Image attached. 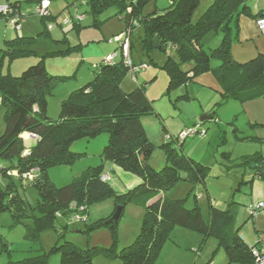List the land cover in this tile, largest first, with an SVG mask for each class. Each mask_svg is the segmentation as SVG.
Masks as SVG:
<instances>
[{
	"label": "trees",
	"instance_id": "obj_1",
	"mask_svg": "<svg viewBox=\"0 0 264 264\" xmlns=\"http://www.w3.org/2000/svg\"><path fill=\"white\" fill-rule=\"evenodd\" d=\"M8 1L21 13L17 1ZM149 1L76 0V5L86 3L95 17L94 22L105 8L116 6L117 14L126 22L123 33L126 35L130 32L131 57L133 34L140 27L143 29L141 46L145 54L152 56L155 48L165 52L173 48L175 54L161 65L170 75L171 86L188 84L200 74L212 71L223 89L215 108L231 98L246 102L264 97V53L246 62L236 60L232 53V45L238 39L240 16L251 12L248 0H213L197 20H194L195 12L201 0H171L163 9L144 13ZM51 4L52 0L48 13L40 14L44 20L54 18L50 11ZM262 13L263 10L253 16L256 18ZM0 17L6 18L5 15ZM67 20L60 25L64 27L71 21L75 26H81L82 19L76 15H71ZM53 27L50 24L47 29ZM210 32L221 33L223 38L217 47L207 49L204 40ZM112 41L117 44L115 50L94 67L92 81L74 90L62 101L58 120H52L48 115L47 103L57 76L47 70L44 60L30 65L20 76L4 73L0 69V96L6 107L5 130L0 134V176L11 178L6 187L0 183V215L9 210L15 221L20 222L35 213L12 179L16 171L21 181L31 180L39 190L37 208L41 214L34 215L33 225H27V235L31 239L40 237L42 229L52 227L60 237L65 236L68 221L76 218L85 220L89 205L109 196H115L117 208L122 207L120 216L129 202L145 208L140 232L132 243L121 249L116 248L120 216L111 221L113 213L109 220H100L97 226L106 224L113 229L114 245L81 247L65 240L53 247V251L60 252L61 264H95V256L100 253L119 259L120 264H155L160 250L176 226L201 233L203 241L211 235L215 236L219 247L225 250L229 264H257L254 250L264 246L260 242L249 244L240 233L243 225L238 223L239 201L232 199L223 209L211 204L210 217L206 220L198 202L202 191L194 193L193 207L187 206L185 198H171L167 194L182 178L183 171L187 172V179L195 187L201 182L205 184L207 166L184 151L187 138L180 139L179 135L172 138L177 144L166 142L162 145L166 157L164 167L155 169L152 166L150 158L155 144L147 135L142 117L154 113L155 108L146 94V85H139L129 93L121 88L122 79L129 72L121 45L124 40L113 37ZM10 54L15 57L21 55L22 51L12 49ZM111 55L112 59L109 58ZM213 58L219 60L216 66L212 63ZM132 60L135 64L145 63H137L133 57ZM184 62L191 63V66L182 68ZM104 132L109 135V140L102 156L139 176L141 181L137 185L123 191L115 190L109 180L102 178L101 166H91L63 186L51 182L50 167L73 164L83 155L71 149L72 141L89 139ZM24 133L39 136L30 144L27 154H24ZM231 160L235 166L253 170L252 178L245 179L244 175L242 182L252 184L256 176L264 178V154L261 151ZM60 218L65 222L59 228L56 223ZM92 228L87 227L86 230ZM0 239L4 248L8 249V243L1 235ZM49 256L50 253L45 252L20 260H9L5 264H49Z\"/></svg>",
	"mask_w": 264,
	"mask_h": 264
},
{
	"label": "rangeland",
	"instance_id": "obj_2",
	"mask_svg": "<svg viewBox=\"0 0 264 264\" xmlns=\"http://www.w3.org/2000/svg\"><path fill=\"white\" fill-rule=\"evenodd\" d=\"M10 1L19 3L24 17L21 28L11 24L8 19L0 17V69L4 73L20 76L27 67L44 60L47 70L57 76L56 85L48 95L47 103L48 115L52 120H58L61 117L62 101L74 90L94 79V67L115 50L117 44L112 38L126 30V22L117 14L116 6L105 8L97 15V21L94 22L95 17L86 3L76 5V0H52L50 11L54 18L44 20L36 12L39 0ZM248 1L251 3L252 11L249 14H242L240 18L243 16L254 18L252 13L258 7L264 6V0ZM7 2L8 0H1L2 4ZM170 2L171 0H150L144 7V13L163 9ZM212 2L213 0H201L194 20H197ZM77 14H84L80 20V27L75 26L71 21L64 24V27L60 25L71 15ZM50 24L54 27L49 30L47 26ZM142 34V27L133 34L132 57L137 63L145 62L147 66L141 68L137 75L127 72L122 79L121 88L129 93L139 85H146V94L153 102L155 112L142 117L147 135L155 144L150 163L155 169L163 168L166 157L162 145L166 142L177 144L172 139L173 136L179 135L186 128L203 123L206 129L204 134L189 136L184 143V151L207 166L206 183L201 182L195 187L187 179V172L183 171L182 178L167 194L171 198H185L187 206L193 207L194 193L202 191L203 198L200 197L198 202L206 220L210 217L211 204L223 209L230 200L235 199L241 203L238 223L246 224L252 219L248 218L251 214L248 207L252 200L253 185L242 182L241 179L244 175L245 179H251L253 170L235 166L231 159L244 153L251 154L257 147L264 149V137H261L264 135V124L250 121L247 118L248 113L242 107L243 103L238 99H228L215 108L216 101L220 100L219 91L201 84L198 80L171 86L170 75L161 65L170 55L175 54L174 49L169 48L165 52L155 48L152 50V56H149L143 52L141 46ZM222 38L221 33L210 32L205 37V47L207 49L217 47ZM129 48H131V38ZM12 49L21 50L22 54L12 57L10 54ZM212 63L216 66L219 60L213 58ZM190 66L189 62L182 63V68L188 69ZM205 74L217 78L212 71L201 75ZM209 103L214 105L212 111H216V116L201 121L206 115L201 114L202 111L210 109ZM5 113L6 107L0 96V134L5 130ZM108 140L109 135L104 132L89 139L80 138L72 141L71 149L83 155L73 164L64 163L50 167L51 182L56 186H63L81 176L91 166H101L102 174L110 175L109 182L113 184L114 189L125 190V179L113 172L114 164L102 156ZM10 179L8 176H0L1 185L6 187ZM12 179L16 182L20 193L30 202L35 213L20 222L15 221L9 210L1 213L0 235L8 243V249L4 248L0 239V264L45 252L50 253L49 264H61L60 252L53 251V247L65 240L81 247L114 245L113 229L106 224L97 226V223L100 220H109L115 213L117 210L115 196L92 202L85 220L76 218L68 221L65 236L60 237L59 232L52 227L42 229L40 237L31 239L27 235V225H33L34 215L41 214L37 208L39 190L31 180L21 181L16 173ZM144 215L145 208L142 205L133 202L125 205L118 221V241L115 243L117 249L135 240L140 232ZM64 222L65 220L60 218L56 223L57 227L60 228ZM87 227L94 228L86 230ZM94 262L120 264L119 259L111 258L104 253L97 254ZM155 264H229V262L225 250L219 247L215 236L211 235L203 241L201 233L177 226L164 243Z\"/></svg>",
	"mask_w": 264,
	"mask_h": 264
},
{
	"label": "crops",
	"instance_id": "obj_3",
	"mask_svg": "<svg viewBox=\"0 0 264 264\" xmlns=\"http://www.w3.org/2000/svg\"><path fill=\"white\" fill-rule=\"evenodd\" d=\"M248 4L251 7L250 1H248ZM263 9H264V6L263 7L260 6L252 14L255 15L256 13L262 11ZM251 11H252V8H251ZM239 27H240L239 31L241 30V32L238 33V39L235 40L232 45V53L235 59L240 62H246L256 57L258 54L264 53V36L262 35L264 34V32H262L258 28L255 17L254 18L251 17V19L245 16L241 17L239 19ZM197 80L200 81V83L205 86H208L210 88L211 87L215 88L217 91H219L221 95V92L223 89L217 78L214 79L208 74H205V75L200 74L192 81H197ZM242 103H243L242 107L245 108L246 112L248 113L247 118L250 121L257 123V124L258 123L264 124V97L248 100ZM213 107L214 105H210L209 103V107H208L210 108L208 109L209 111L204 109L201 114H210L213 110ZM261 137L263 138L264 135H262ZM24 140L26 144L28 145L34 141L29 136L28 133H24ZM255 151H261L264 154V149H259L257 147L256 150H254V152ZM244 154H249V153H244ZM117 167H120V168H117ZM112 170L116 174H120L122 178L125 179L124 189L133 187L141 181V178L139 176H137L136 174L132 172L125 170L124 168L116 164L112 166ZM103 175H109V174L104 173ZM109 176H108V180L110 179ZM252 185H253V195H252L251 204L248 207V210L251 213L250 215H252L251 217L252 219H250L249 222H247L241 227L240 233L242 234V236L245 238V240L249 244L253 245L257 242H260L264 246V210H261V209H256L255 211L252 210V207L253 206L255 207V205L259 201H264V178L260 176H256L255 179L253 180Z\"/></svg>",
	"mask_w": 264,
	"mask_h": 264
},
{
	"label": "built area",
	"instance_id": "obj_4",
	"mask_svg": "<svg viewBox=\"0 0 264 264\" xmlns=\"http://www.w3.org/2000/svg\"><path fill=\"white\" fill-rule=\"evenodd\" d=\"M50 5V0H42L40 5L38 6L36 12L38 14H46L48 13V7ZM0 15H5L6 18H8L9 22L11 24H13L14 26H16L17 28H21V23L23 21V14L20 13L18 7H15L13 4L9 3V1L5 4L1 3L0 0ZM76 17L78 19H82L84 17V14H77ZM256 20V24L258 26V28L264 32V9H263V13L260 16H257L255 18ZM69 20H65V23L68 22ZM52 27V26H50ZM124 35V36H123ZM115 38L117 40H120L123 38V42L121 43L123 51H124V57H125V62L129 68V72L131 74H136L139 70H141V68L147 66L146 63H142V64H135L134 61L132 60V57L130 56V48H129V40H130V32H127V34L125 35L120 34L115 36ZM112 55L109 57L110 59H112ZM206 131V129L203 127L202 123L194 126V127H189L186 128L183 132H181L179 134V138L180 139H185L188 138L189 136H195L198 133H203ZM29 136L35 141L38 139V135L37 134H33V133H28ZM26 149L24 150V154H27L30 151V148L28 146V144H26ZM14 173L17 174V172L15 171ZM30 177H32V173L29 174ZM103 179H108L107 176H104ZM256 209H261L264 210V201H259L255 207H252V210L255 211ZM254 254L256 255V262L257 264H264V248H256L254 250Z\"/></svg>",
	"mask_w": 264,
	"mask_h": 264
},
{
	"label": "water",
	"instance_id": "obj_5",
	"mask_svg": "<svg viewBox=\"0 0 264 264\" xmlns=\"http://www.w3.org/2000/svg\"><path fill=\"white\" fill-rule=\"evenodd\" d=\"M215 115H216V111L214 110V111H212L210 114H206V115H204V116L201 118V121H205L206 119H213V118L215 117ZM121 211H122V207L119 206V207L117 208V210H116L114 216L111 218V221H112L113 219H117V218L120 216Z\"/></svg>",
	"mask_w": 264,
	"mask_h": 264
},
{
	"label": "bare ground",
	"instance_id": "obj_6",
	"mask_svg": "<svg viewBox=\"0 0 264 264\" xmlns=\"http://www.w3.org/2000/svg\"><path fill=\"white\" fill-rule=\"evenodd\" d=\"M13 174H15V173H13ZM104 176H107V177H108L109 175H104ZM104 176H102V178H103ZM104 180H106V179H104Z\"/></svg>",
	"mask_w": 264,
	"mask_h": 264
},
{
	"label": "clouds",
	"instance_id": "obj_7",
	"mask_svg": "<svg viewBox=\"0 0 264 264\" xmlns=\"http://www.w3.org/2000/svg\"><path fill=\"white\" fill-rule=\"evenodd\" d=\"M203 124V123H202ZM25 144H26V142H25ZM28 146H30V144L28 145ZM27 147V146H26ZM104 176V175H103ZM106 180H108V179H106Z\"/></svg>",
	"mask_w": 264,
	"mask_h": 264
}]
</instances>
